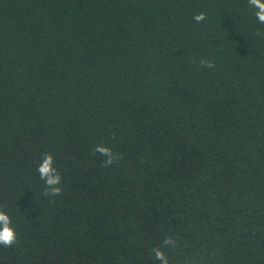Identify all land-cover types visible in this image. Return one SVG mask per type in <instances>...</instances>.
Masks as SVG:
<instances>
[{"label": "trees", "instance_id": "16d2710c", "mask_svg": "<svg viewBox=\"0 0 264 264\" xmlns=\"http://www.w3.org/2000/svg\"><path fill=\"white\" fill-rule=\"evenodd\" d=\"M258 30L247 0H0V207L18 234L0 264H159L168 235L170 264H264ZM99 143L123 159L105 167Z\"/></svg>", "mask_w": 264, "mask_h": 264}, {"label": "clouds", "instance_id": "9594fccd", "mask_svg": "<svg viewBox=\"0 0 264 264\" xmlns=\"http://www.w3.org/2000/svg\"><path fill=\"white\" fill-rule=\"evenodd\" d=\"M248 8L252 10L253 16L260 24H264V0H247ZM206 14L200 13L194 16L197 23L206 20ZM256 35L264 37V31L258 30ZM202 68L213 69L215 63L207 58H202L199 61ZM93 155L100 154L105 159L103 165L109 167L117 161L123 159V155L114 153L112 148L99 143L92 149ZM37 172L39 178L44 182L42 195L45 197H58L63 192L62 177L55 166L54 155L50 152H45L40 162L38 163ZM179 237L168 235L165 236L160 246L151 249V256L159 261V264H170L166 249H174L177 246ZM18 242V234L13 224L11 216L0 207V246L5 248L12 247Z\"/></svg>", "mask_w": 264, "mask_h": 264}]
</instances>
